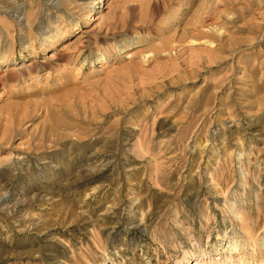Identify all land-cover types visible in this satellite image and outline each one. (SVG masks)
Masks as SVG:
<instances>
[{
  "label": "rangeland",
  "instance_id": "obj_1",
  "mask_svg": "<svg viewBox=\"0 0 264 264\" xmlns=\"http://www.w3.org/2000/svg\"><path fill=\"white\" fill-rule=\"evenodd\" d=\"M0 264H264V0H0Z\"/></svg>",
  "mask_w": 264,
  "mask_h": 264
}]
</instances>
